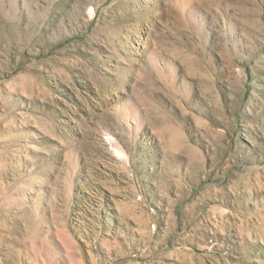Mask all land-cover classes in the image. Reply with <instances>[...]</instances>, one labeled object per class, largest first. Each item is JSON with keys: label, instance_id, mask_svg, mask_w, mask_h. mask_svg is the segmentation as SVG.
<instances>
[{"label": "rangeland", "instance_id": "obj_1", "mask_svg": "<svg viewBox=\"0 0 264 264\" xmlns=\"http://www.w3.org/2000/svg\"><path fill=\"white\" fill-rule=\"evenodd\" d=\"M0 264H264V0H0Z\"/></svg>", "mask_w": 264, "mask_h": 264}, {"label": "bare ground", "instance_id": "obj_2", "mask_svg": "<svg viewBox=\"0 0 264 264\" xmlns=\"http://www.w3.org/2000/svg\"><path fill=\"white\" fill-rule=\"evenodd\" d=\"M116 150V149H115ZM122 152L120 151V154H121Z\"/></svg>", "mask_w": 264, "mask_h": 264}]
</instances>
